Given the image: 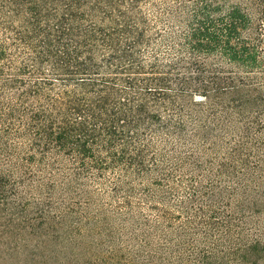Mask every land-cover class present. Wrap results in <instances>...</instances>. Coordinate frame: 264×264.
Returning a JSON list of instances; mask_svg holds the SVG:
<instances>
[{"label": "trees", "instance_id": "obj_1", "mask_svg": "<svg viewBox=\"0 0 264 264\" xmlns=\"http://www.w3.org/2000/svg\"><path fill=\"white\" fill-rule=\"evenodd\" d=\"M0 264H264V0H0Z\"/></svg>", "mask_w": 264, "mask_h": 264}, {"label": "rangeland", "instance_id": "obj_2", "mask_svg": "<svg viewBox=\"0 0 264 264\" xmlns=\"http://www.w3.org/2000/svg\"><path fill=\"white\" fill-rule=\"evenodd\" d=\"M0 224H1V222H0ZM0 230H1V226H0Z\"/></svg>", "mask_w": 264, "mask_h": 264}]
</instances>
